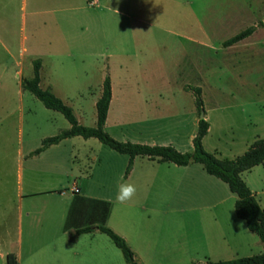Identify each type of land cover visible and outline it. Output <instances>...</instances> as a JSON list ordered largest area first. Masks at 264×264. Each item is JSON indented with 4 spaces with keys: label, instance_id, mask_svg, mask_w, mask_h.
Wrapping results in <instances>:
<instances>
[{
    "label": "rangeland",
    "instance_id": "rangeland-1",
    "mask_svg": "<svg viewBox=\"0 0 264 264\" xmlns=\"http://www.w3.org/2000/svg\"><path fill=\"white\" fill-rule=\"evenodd\" d=\"M263 12L264 0H0V39L8 50L0 46V65L7 67L0 74V253L8 249L9 234L14 240L18 171L25 208L46 198L35 193L55 183L68 189L69 168L82 194L110 204L104 225L126 235L139 264L203 263L261 252L257 236L234 214L235 195L200 164L182 173L135 156L126 181L127 156L89 138L74 143L76 158L63 165L59 181L47 174L46 159L28 152L68 123L15 83L11 58L22 46L32 60L39 58L40 87L51 85L84 126L94 125V102L107 75L111 98L103 130L118 141L140 143L141 126L155 122L156 143L168 135L184 144L199 117L189 90L197 86L210 126L203 146L231 159L264 138V29L231 49L221 42L257 25ZM151 96H160L159 113L142 116L143 99ZM240 178L264 208V167L256 165ZM120 183L136 187L124 204L116 200ZM74 249L79 257L73 264H126L98 231L81 235Z\"/></svg>",
    "mask_w": 264,
    "mask_h": 264
},
{
    "label": "trees",
    "instance_id": "trees-1",
    "mask_svg": "<svg viewBox=\"0 0 264 264\" xmlns=\"http://www.w3.org/2000/svg\"><path fill=\"white\" fill-rule=\"evenodd\" d=\"M263 25L264 12L262 14V19L257 25L247 26L241 31L226 38L221 42V46L227 47L247 37L256 27ZM39 67L40 60L34 59L32 61V76L30 78H22L20 80V87L38 99L45 108L59 112L68 122L69 127L60 130L54 135L43 137L40 140L39 146L33 149L30 152V155H36L49 145L56 144L64 138L80 136L82 138H95L111 150L127 155V163L123 171V177H126L130 171L134 156L156 158L157 161L171 162L176 165L199 163L207 174L224 182L229 192L235 195V200L233 202L234 214L244 222L245 227L250 232L257 236L262 245V250L257 254L249 256L227 260H206L203 263L190 264H264V208L259 206L254 195L239 176L242 171L248 170L255 165H261L264 167V138L253 140L240 155L231 159H219L213 153L208 152L203 148L201 138L206 134L208 123L203 117H198L196 121V129L191 139L192 148L190 151L180 152L171 145H147L130 141H118L113 139L103 130L111 94L107 75H105L102 80L100 94L94 102V125L84 126L78 122L72 109L64 104L59 97L54 95L50 88L39 87ZM189 90L193 97L196 113L199 114L200 111L203 112L200 88L193 86L190 87ZM103 206L104 202L102 200L74 195L70 203V208L63 229H71L70 231L73 234L90 232L93 229H96L99 232L104 233L113 245L119 249L126 264H139L134 258L133 252L130 250L125 240L109 227L98 222L100 211ZM77 214L80 215L79 219H85V222L81 221V223H76L77 221L75 219ZM4 264H16L14 256L11 253L5 255Z\"/></svg>",
    "mask_w": 264,
    "mask_h": 264
},
{
    "label": "crops",
    "instance_id": "crops-1",
    "mask_svg": "<svg viewBox=\"0 0 264 264\" xmlns=\"http://www.w3.org/2000/svg\"><path fill=\"white\" fill-rule=\"evenodd\" d=\"M258 29L259 30L264 29V25L256 27L247 37H245V38H243V39H241V40H239V41H237L231 45H234L236 43L247 40ZM231 45L227 46L228 48H225V47L224 48L225 49H231V48H229V47H232ZM0 46L5 51V53L8 52L6 46L3 44L1 39H0ZM17 51H18V54L15 56H12V58H11L12 59V66H13L12 67L13 68L12 77H13L15 83H17L20 86V80L22 78H30L32 76V66H31V75L29 77H27L26 75H24V71H25L24 68L27 65V63H25L24 61L26 60L27 55H25V54L28 52V50L22 46ZM30 55H33V53H30ZM27 57H28V60H31V64H32V61H33L32 57L31 58L29 56H27ZM43 66H44V64L40 60V67L38 70V73H39L38 85H39V87L41 86V73H42L41 71H42ZM0 69H1L0 74L5 75V72L7 70L5 63L0 65ZM48 87L53 92L52 86L48 85ZM19 94H21L20 90H19ZM159 97L160 96H151L150 98L143 99L144 103L141 105V107L144 111L142 113V116H151V115L156 116L159 113V107H161L160 103H159V101H160ZM110 98H111V96H110ZM109 102H110V100H109ZM108 106H109V104H108ZM107 110H108V108H107ZM106 114H107V112H106ZM203 118L205 119L204 113H203ZM196 121H195V124H196ZM104 122H106V117H105ZM192 122H194L193 119H192ZM68 127H69V124L66 128H68ZM66 128H64V129H66ZM209 130H210V126L208 124L206 134L209 132ZM18 133H19L18 139L20 142V132H18ZM139 133H140L141 137H139L140 139H136V140H138V142H140L142 144L171 145L176 150H178V151L180 150V152L190 151L192 148L191 139L194 135L193 132H191L189 134V138L186 141H184V144L182 141H180V142L178 141V143L177 142L174 143L172 138L168 135L164 136V139H163L164 141H160V143H156L155 140H157V139H154V138H156L155 135H157L159 133V130H158V126L155 125V122H151L149 124L142 125ZM206 134L201 138L202 146H203V139L205 138ZM89 138H92V137L82 138L80 136H71L68 138H64V139L60 140L58 143L49 145L43 151L39 152L36 155H31L30 157H42L43 159H46V161H47V168H46L47 174H52L53 176L57 177L58 181H59V178H60L59 176H61V175L63 176L66 173V171H65L66 167L64 168L63 165L66 163V161L72 162L71 161L72 158L73 159L76 158L74 147H73L74 143L77 144V146H79V145L85 144L87 141H89L88 140ZM203 147L206 149V151L211 152V153L216 155V152H215L216 149H207L205 146H203ZM31 151L28 152L29 155H30ZM17 154H18V162L21 163L22 157H24V156H22V151L20 148L18 149ZM123 155H125V154H123ZM134 157H133V159H134ZM133 159H132V163H133ZM148 159L153 160L158 164L166 165V167L173 168V169L177 170V172L181 171L182 173H187V172H190L192 169L190 167L192 163H189L187 165H176V164L171 163V162L157 161L156 158H148ZM219 159H225V158H219ZM126 163H127V160H126ZM197 164H199V163H197ZM255 166H253V167H255ZM253 167H251L248 170L242 171L239 175L241 176L242 173L250 171L251 169H253ZM201 168H202V165H201ZM71 170H72L71 168H69L67 170V171H69L70 175L73 177V180L71 181V186L68 189L64 190V188H59V185H56V183H55L54 185L47 187V189H44L41 192L35 193V194L44 195V197H46V198L42 199L41 202L36 203V204H27L25 208L22 207V202H23V199H26L25 196H27V194L23 193V191H22L21 174H20V170L18 171V173H17V182H18L17 202H18V204L15 205V208H14V214H15L14 215V217H15L14 232L15 233L13 234L14 240H12V239H11V241L8 240L9 239L8 237L10 234L7 236V239H5L8 249H6L5 251L0 253L1 264L5 263V255L8 253H11L14 256L16 264H22V263L23 264H73L75 256L77 258L79 257V250L74 249L76 241L81 237V235H84V236L90 235L91 236L95 231H98V230L93 229L90 232L73 234L70 231L71 229H67V230L63 229V225H64V222L67 218L68 211L70 208V203H71L74 195H78L80 197H85V198H90V199H95V198H91L90 196H88L86 194L81 193V188H80V186L77 185V182L75 179L76 175L74 176V174H71ZM202 170L204 171L203 168H202ZM131 171H132V165H131V169L128 172L127 176L126 177L122 176V178L127 181V179H129L131 177L130 176ZM207 175H209V174H207ZM210 176H212V175H210ZM216 179H218V178H216ZM211 183L214 186L217 185V183H215L213 181H211ZM210 195H211V191H208L207 196H210ZM253 195L255 198V194H253ZM97 200H99V199H97ZM219 200L220 199L215 200V201L213 200L210 203V207H214L218 203ZM102 201L104 202V206L102 207V209L100 211L98 222L100 224L104 225V223L108 217V214H109L110 204L105 200H102ZM127 205H130V203H128ZM79 217H80V215L77 214L76 219H75L77 221L76 223H81L82 220H85V219L80 220ZM23 218H24V225L22 224ZM83 222H85V221H83ZM110 227L115 232H117L119 234V236H122V238L125 240L126 244L129 245L128 247L131 248L132 251L137 252L136 249H133V247L130 245V243H129V241H128V239L124 233L119 232L113 226H110ZM134 231L136 234H138L137 229H134ZM100 233H102V232H100ZM102 234H104V233H102ZM5 237H6V235H5Z\"/></svg>",
    "mask_w": 264,
    "mask_h": 264
},
{
    "label": "clouds",
    "instance_id": "clouds-1",
    "mask_svg": "<svg viewBox=\"0 0 264 264\" xmlns=\"http://www.w3.org/2000/svg\"><path fill=\"white\" fill-rule=\"evenodd\" d=\"M136 195V187L133 184L130 183H120L118 185V191L116 195V200L124 204L130 200Z\"/></svg>",
    "mask_w": 264,
    "mask_h": 264
},
{
    "label": "water",
    "instance_id": "water-1",
    "mask_svg": "<svg viewBox=\"0 0 264 264\" xmlns=\"http://www.w3.org/2000/svg\"><path fill=\"white\" fill-rule=\"evenodd\" d=\"M201 117H203V112L202 111L199 112V118H201Z\"/></svg>",
    "mask_w": 264,
    "mask_h": 264
}]
</instances>
